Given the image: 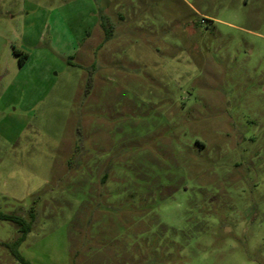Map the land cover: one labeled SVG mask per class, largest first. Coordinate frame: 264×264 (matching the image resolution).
<instances>
[{
	"label": "rangeland",
	"instance_id": "obj_1",
	"mask_svg": "<svg viewBox=\"0 0 264 264\" xmlns=\"http://www.w3.org/2000/svg\"><path fill=\"white\" fill-rule=\"evenodd\" d=\"M0 210L33 264H264V0H0Z\"/></svg>",
	"mask_w": 264,
	"mask_h": 264
},
{
	"label": "trees",
	"instance_id": "obj_2",
	"mask_svg": "<svg viewBox=\"0 0 264 264\" xmlns=\"http://www.w3.org/2000/svg\"><path fill=\"white\" fill-rule=\"evenodd\" d=\"M102 26L104 30L107 33V37L111 32V24L107 20L102 19ZM15 53L19 56V63L20 65H23L28 58V53L26 52H21L17 49L14 50ZM91 86V79L89 80V83L87 87L89 88ZM33 214L31 212V219L28 220L26 219L23 215L18 214V213H13V212H4L0 210V219L4 220H9L14 222L19 231V235L11 242H5L3 243L10 251L11 253L18 259L20 264H33L30 260L25 258L19 251V246L23 241L26 240L28 233L31 231L32 225H31V220H32Z\"/></svg>",
	"mask_w": 264,
	"mask_h": 264
}]
</instances>
